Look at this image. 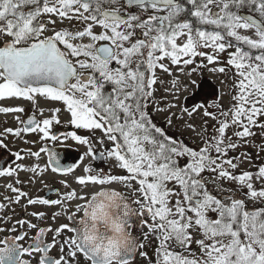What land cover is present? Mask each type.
<instances>
[{"label":"snow or ice","instance_id":"snow-or-ice-1","mask_svg":"<svg viewBox=\"0 0 264 264\" xmlns=\"http://www.w3.org/2000/svg\"><path fill=\"white\" fill-rule=\"evenodd\" d=\"M0 116V264H264V0H0Z\"/></svg>","mask_w":264,"mask_h":264},{"label":"flooded vegetation","instance_id":"flooded-vegetation-1","mask_svg":"<svg viewBox=\"0 0 264 264\" xmlns=\"http://www.w3.org/2000/svg\"><path fill=\"white\" fill-rule=\"evenodd\" d=\"M51 146L55 147L58 150H62V151L66 150L64 145L55 144V145H51ZM76 156H77V153L75 151H70L69 157H68L69 161L74 160L76 158Z\"/></svg>","mask_w":264,"mask_h":264},{"label":"rangeland","instance_id":"rangeland-1","mask_svg":"<svg viewBox=\"0 0 264 264\" xmlns=\"http://www.w3.org/2000/svg\"><path fill=\"white\" fill-rule=\"evenodd\" d=\"M205 76H206L207 80L210 82L212 78H211V77H208L207 74H205ZM200 94H201V93H200ZM200 94H197L194 98H192V93H188V94H186V95H188V96L190 97V98L187 100L188 105L191 106V104L194 102V100L199 101L200 99L198 98V95H200ZM202 96H203V95H202ZM201 99H202V98H201ZM0 119H3V117L0 116Z\"/></svg>","mask_w":264,"mask_h":264},{"label":"trees","instance_id":"trees-1","mask_svg":"<svg viewBox=\"0 0 264 264\" xmlns=\"http://www.w3.org/2000/svg\"><path fill=\"white\" fill-rule=\"evenodd\" d=\"M202 95H203V93H201L200 95H198V98H199V99L203 98Z\"/></svg>","mask_w":264,"mask_h":264}]
</instances>
